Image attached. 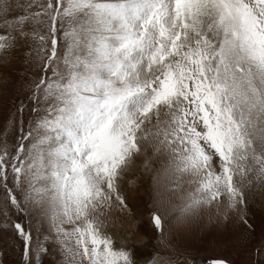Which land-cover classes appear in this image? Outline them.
Returning <instances> with one entry per match:
<instances>
[{
  "label": "snow or ice",
  "instance_id": "obj_1",
  "mask_svg": "<svg viewBox=\"0 0 264 264\" xmlns=\"http://www.w3.org/2000/svg\"><path fill=\"white\" fill-rule=\"evenodd\" d=\"M15 61L0 264H192L181 231L264 209V0H0V65Z\"/></svg>",
  "mask_w": 264,
  "mask_h": 264
},
{
  "label": "rangeland",
  "instance_id": "obj_2",
  "mask_svg": "<svg viewBox=\"0 0 264 264\" xmlns=\"http://www.w3.org/2000/svg\"><path fill=\"white\" fill-rule=\"evenodd\" d=\"M26 74L25 66L19 61L5 66L0 65V121L8 114L13 100L20 94L23 88V75ZM147 199L146 193L141 189L133 193L130 203L133 206L141 205ZM208 213L197 222H193L187 229L180 232L176 238L177 251L192 264H207V261L224 257L230 264H250V258L254 257V249L264 238V209L253 205L247 215L251 227H246L234 217L229 216L227 220L217 218L212 213V219H208ZM147 217L139 221L135 226L140 233L141 239L134 243V247L141 252H150L151 244L155 240L152 237ZM121 225L128 227L126 219L109 225V232L116 235L117 243L122 242L126 235L121 231Z\"/></svg>",
  "mask_w": 264,
  "mask_h": 264
}]
</instances>
